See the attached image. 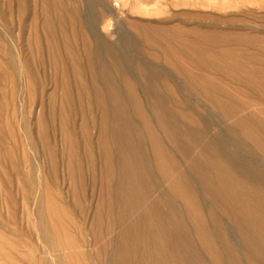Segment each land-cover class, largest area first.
Listing matches in <instances>:
<instances>
[{
  "label": "rangeland",
  "instance_id": "374dc122",
  "mask_svg": "<svg viewBox=\"0 0 264 264\" xmlns=\"http://www.w3.org/2000/svg\"><path fill=\"white\" fill-rule=\"evenodd\" d=\"M263 119L264 0H0V264H264L218 191L264 175Z\"/></svg>",
  "mask_w": 264,
  "mask_h": 264
},
{
  "label": "bare ground",
  "instance_id": "6f19581e",
  "mask_svg": "<svg viewBox=\"0 0 264 264\" xmlns=\"http://www.w3.org/2000/svg\"><path fill=\"white\" fill-rule=\"evenodd\" d=\"M116 2H117V1H116ZM105 3H106V2H105ZM116 4H117V3H116ZM103 6H104V5H103ZM117 6H118V5H117ZM82 8H83V7H82ZM84 8H85V7H84ZM84 8H83V9H84ZM70 10H72V9H70ZM70 10H69V11H70ZM72 11H74V10H72ZM74 12H75V11H74ZM65 13H67V12H65ZM119 13H120V12H119ZM26 14H27V13H26ZM61 15H62V13H61ZM111 15H112V14H111ZM113 15H114V14H113ZM120 15H121V14H120ZM66 16H69V14H67ZM114 17H115V16H114ZM62 18H63V17H62ZM68 19H69V17H68ZM104 19H105V18H104ZM110 19H111V21L109 20L110 22L115 21V20H112V18H110ZM63 20H64V18H63ZM105 20H106V19H105ZM61 21H62V20H61ZM65 21H66V20H65ZM70 21H72V20H70ZM67 22H68V21H67ZM90 22H92V21H90ZM106 22L108 23V21H106ZM62 23H63V22H61V24H60V23H59V24L62 25ZM70 24H71V23H70ZM91 24H92V23H91ZM99 24H100V23H99ZM99 24H98V25H99ZM104 25H106V24H104ZM96 27H98V26H96ZM96 27H94V28H96ZM104 27H105V26H104ZM104 27H103V28H104ZM94 28H93V29H94ZM86 29H87V28H86ZM89 29H90V28H89ZM97 29H98V28H97ZM104 29H105V28H104ZM99 30H100V29H99ZM89 31H90V30H89ZM102 34H103V33H102ZM217 34H218V33H217ZM112 37H113V36H112ZM62 42H63V41H62ZM51 45H52V44H51ZM113 46H114V45H113ZM63 47H64V46H63ZM117 49H118V48H117ZM120 52H121V51H120ZM97 54H98V53H97ZM122 54L124 55L123 52H122ZM123 57H124V56H123ZM74 62H75V61H74ZM123 62H124V61H123ZM125 62H126V61H125ZM124 64H125V63H124ZM124 64H123V65H124ZM125 65H126V64H125ZM256 66H257V65H256ZM126 67H127V65H126ZM23 68H24V67H23ZM148 69H149V68H148ZM126 70H127V69H126ZM101 72H102V71H101ZM128 72H129V69H128ZM102 73H103V72H102ZM184 73H185V72H184ZM140 74H141V73H140ZM159 76H160V75H159ZM162 77H163V76H162ZM160 78H161V77H160ZM114 81H115V80H114ZM81 82H82V81H81ZM81 82H80V83H81ZM201 82H202V81H201ZM204 83H205V82H203L202 85H203ZM81 84H82V83H81ZM199 86H200V85H198V87H199ZM84 87L87 88L85 85H84ZM84 87H83V88H84ZM80 88H81V86H80ZM85 88H84V90L86 91ZM155 89H156V88H155ZM80 90H81V89H80ZM205 90H207V89H205ZM201 91H202V90H201ZM82 92L84 93V91H82ZM210 92H211V91H210ZM86 93H87V94H86ZM86 93H85V94L88 95V91H87ZM202 93H203V92H202ZM95 94H96V93H95ZM122 94H123V93H122ZM79 95H80V93H79ZM79 95H78V96H79ZM123 95H124V94H123ZM204 95H205V94H204ZM88 96H89V95H88ZM148 96H149V95H148ZM212 96H213V95H212ZM215 96H216V95H215ZM79 97H80V96H79ZM125 97H126V96H125ZM142 97H143V96H142ZM206 97H207V96H206ZM213 97H214V96H213ZM86 98H87V96H86ZM156 98H157V97H156ZM211 98H212V97H211ZM219 98H220V97H219ZM80 99H81V98H80ZM80 99H78V100H80ZM89 99H90V98H89ZM129 99H130V98H129ZM216 99H217V98H216ZM81 100H82V99H81ZM126 100H127V98H126ZM169 100H170V99H169ZM185 100H186V99H185ZM188 100H189V99H188ZM192 100H193V99H192ZM212 100H213V102H214V99H212ZM219 100H220V99H218V101H219ZM82 101H83V100H82ZM85 101H86V100H85ZM153 101H154V100H153ZM193 101H194V100H193ZM79 102H81V101H79ZM79 102H78V103H79ZM89 102H90V101H89ZM179 102H180V101H179ZM179 102H178V105H179ZM190 102H191V99H190ZM223 102H224V101H223ZM112 103H113V102H112ZM191 103H192V102H191ZM215 103H216V102H215ZM218 103H220V102H218ZM224 103L227 104L228 102L225 101ZM128 104H129V103H128ZM185 104H186V103H185ZM220 104H221V103H220ZM180 105H181V104H180ZM192 105H193V104H192ZM200 105H201V104H200ZM212 105H213V104H212ZM222 105H223V103H222ZM222 105H219V106L222 107ZM227 105H228V104H227ZM146 106H147V105H146ZM169 106H170V105H169ZM184 106H185V105H184ZM186 106H187V105H186ZM189 106H190V103H189ZM213 106H214V105H213ZM86 107H87V105H86ZM176 107H177V103H176V105H175V108H176ZM179 107H181V106H178V108H179ZM225 107L227 108V110H228V108H230V106H225ZM88 108H89V107H87L86 109L88 110ZM115 108H116V107H115ZM131 108H132V107H130V109H131ZM147 108H148V106H147ZM178 108H177V110H179ZM182 108H184V107L182 106ZM190 108H191V106H190ZM195 108H196V107H195ZM197 108H198V107H197ZM216 108H218V107H216ZM219 108H220V107H219ZM259 108H260V107H259ZM89 109H90V108H89ZM220 109H221V108H220ZM82 110H83V109H82ZM163 110H164V109H163ZM192 110H193V109H192ZM192 110H191V111H192ZM222 110H223L222 112H225L226 109H225V110L222 109ZM100 111H101V110H100ZM132 111H133V110H132ZM148 111H149V110H148ZM164 111L166 112V110H164ZM180 111H181V109H180ZM183 111H184V110H183ZM183 111H182V113L187 112V108H186V110H185L184 112H183ZM188 111H189V110H188ZM198 111H200V110L198 109ZM64 112H65V111H64ZM89 112H90V111H89ZM176 112H177V111H176ZM227 112H228V111H227ZM150 113H151V110H150ZM166 113H167V112H166ZM191 113H192V112H191ZM202 113H203V112H202ZM202 113H201V114H202ZM187 114H188V113H187ZM189 114H190V112H189ZM194 114H197V112H196V113L194 112ZM198 114H199V113H198ZM204 114H205V113H204ZM249 114H250V113H249ZM190 115H192V114H190ZM256 115H257V114H256ZM152 116H153V115H152ZM166 116H167V115H166ZM197 116H198V115H197ZM201 116H202V115H201ZM245 116H246V115H245ZM248 116H249V115H248ZM248 116H246V117L248 118ZM252 116H253V115H252ZM257 116H258V115H257ZM198 117H199V116H198ZM198 117L196 118L197 120H198ZM204 117H205V115H204ZM250 117H251V116H250ZM111 118H112V117H111ZM193 118H194V115H193ZM199 118H200V117H199ZM256 118H257V117H256ZM256 118H254V119H256ZM87 119H88V118H87ZM203 119H205V118H203ZM233 119H234V118H233ZM237 119H238V118H237ZM252 119H253V118H252ZM257 119H258V118H257ZM260 119H261V118H260ZM155 120H156V119H155ZM172 120H173V119H172ZM182 120H183V119H182ZM240 120H242V118H241ZM243 120H244V118H243ZM263 120H264V119H263ZM184 121H185V120H184ZM184 121H183V122H184ZM193 121H195V120H193ZM206 121L208 122V118H207ZM209 121H210V120H209ZM93 122H94V121H93ZM213 122H214V121H213ZM244 122H245V121H244ZM247 122H248V121H247ZM254 122H255V120H254ZM263 122H264V121H262V123H263ZM185 123H187V122L185 121ZM200 123H201V122H200ZM203 123H204V121H203ZM239 123H241V122L236 121L235 124H239ZM250 123H251V122H250ZM94 124H96V123H94ZM195 124H198L197 121H196ZM195 124H193V125H195ZM247 124H248V123H247ZM251 124H252V123H251ZM102 125H103V124H102ZM183 125H184V124H183ZM187 125H192V123H191V124H187ZM207 125H209V124H207ZM207 125H206V127H207ZM239 125H240V124H239ZM241 125H243V124H241ZM241 125H240V127H241ZM252 125H253V124H252ZM259 125H260V124H259ZM160 126H161V125H160ZM200 126H201V125H200ZM215 126H216V125H215ZM227 126H228V125H227ZM81 127H82V125H81ZM83 127H84V126H83ZM130 127H131V126H130ZM179 127H180V126H179ZM192 127H193V126H192ZM197 127L199 128L198 125H197ZM243 127H244V126H243ZM247 127L250 128L249 126H247ZM186 128H187V127H186ZM194 128H196V127H194ZM203 128H204V127H203ZM245 128H246V126H245ZM252 128H253V127H252ZM254 128H255V127H254ZM261 128H262V127H261ZM263 128H264V125H263ZM192 129H193V128H192ZM192 129H191V130H192ZM196 129H197V128H196ZM235 129L237 130V128H235ZM243 129H244V128H243ZM199 130H200V132H201L202 129H199ZM205 130H206V129H205ZM231 130H232V129H231ZM231 130H230V133H231ZM236 130H235V131H236ZM240 130H242V128H241ZM251 130H252V129H251ZM255 130H256V129H255ZM98 131H101V130H98ZM98 131H97V132H98ZM143 131H144V130H143ZM202 131H203V130H202ZM206 131H209V130L207 129ZM253 131H254V130H253ZM257 131H258V129H257ZM189 132H190V131H189ZM194 132H195V131H194ZM194 132H192V133H193V135L195 136L197 131L195 132V134H194ZM242 132H243V130H242ZM258 132H259V131H258ZM258 132H257V133H258ZM184 133H185V132H184ZM192 133H191V134H192ZM198 133H199V131H198ZM198 133H197V135H199ZM204 133H205V132H204ZM257 133H256V135H257ZM262 133H263V132H262ZM262 133L259 132L258 135L261 136L260 134H262ZM65 134H66V133H65ZM97 134H98V133H97ZM99 134H100V133H99ZM200 134H202V132H201ZM207 134H208V132H207ZM207 134H206V135H207ZM234 134H235V133L233 132V135H234ZM67 135H68V134H67ZM67 135H66V136H67ZM186 135H187V133H186ZM193 135H192V136H193ZM203 135H204V134H203ZM215 135H216V134H215ZM235 135H236V134H235ZM241 135H243V134H241ZM252 135H253V134H252ZM252 135H251V136H252ZM263 135H264V134H263ZM68 136H69V135H68ZM68 136H67V139L70 138V137H68ZM135 136H136V135H135ZM135 136H134V137H135ZM189 136H190V135H189ZM199 136H200V135H199ZM213 136H214V135H213ZM219 136H220V135H219ZM222 136H223V135H222ZM243 136H244V135H243ZM259 136H258V137H259ZM100 137H101V135H100ZM179 137L181 138V136H179ZM190 137H191V136H190ZM197 137H198V136H197ZM197 137H196V138H197ZM201 137H202V138H199V137H198V138H199L200 140H201V139L204 140L205 138H203V137H206V136H201ZM237 137H238V136H237ZM217 138H218V136H217ZM252 138L256 139V138L253 137V136H252ZM260 138H261V140H263L262 137H260ZM117 139H118V138H117ZM192 139H194V138H192ZM214 139H216V138H214ZM244 139H245V137H244ZM92 140H93V139H92ZM95 140H96V139H95ZM137 140H138V139H137ZM164 140H165V139H164ZM183 140L186 141V139H183ZM188 140H189V139H188ZM200 140H199V142H200ZM210 140H211V139H210ZM217 140H218V139H217ZM67 141H68V140H67ZM67 141H66V142H67ZM69 141H70V139H69ZM162 141H163V139H162ZM205 141H206V140H205ZM205 141H204V143H205ZM258 141H259V139H258ZM258 141H256V142L258 143ZM92 142H93V141H92ZM94 142H96V141H94ZM118 142H119V141H118ZM181 142H182V140H181ZM190 142H191V141H190ZM190 142H189V143H190ZM194 142H195V141H194ZM201 142L203 143V141H201ZM201 142H200V143H201ZM208 142H210V141H208ZM245 142H247V141H245ZM71 143H72V142H71ZM202 143H201V144H202ZM206 143H207V142H206ZM210 143H211V142H210ZM212 143H213V142H212ZM217 143H218V141H217ZM221 143H222V142H221ZM259 143H260V141H259ZM259 143H258V144H259ZM261 143H262V142H261ZM263 143H264V142H263ZM263 143H262V144H263ZM67 144H68V143H67ZM114 144H115V142H114ZM180 144H181V143H180ZM195 144H197V143H195ZM207 144H208V143H207ZM96 145H97V144H96ZM118 145H119V144H118ZM188 145H194V144H188ZM205 145H206V144H205ZM209 145H210V144H209ZM217 145H220V144L218 143ZM255 145H256V144H255ZM181 146H182V145H181ZM181 146H180V147H181ZM185 146H186V145H185ZM199 146H200V144H199ZM210 146H211V145H210ZM212 146H213V144H212ZM212 146H211V148H212ZM214 146H216V144H214ZM214 146H213V147H214ZM261 146H262V145H261ZM114 147H116V146L114 145ZM188 147H189V146H188ZM193 147H194V146H193ZM201 147H202V146H201ZM223 147H224V146H223ZM248 147H249V146H248ZM256 147H257V146H256ZM263 147H264V145H263ZM71 148H73V147H71ZM71 148H70V149H71ZM86 148H87V146H86ZM139 148H140V147H139ZM190 148H191V146H190ZM198 148H199V147H198ZM216 148H217V146H216ZM88 149H89V148H88ZM88 149H87V150H88ZM96 149H97V148H96ZM98 149H99V148H98ZM194 149H195V147H194ZM219 149H220V148H219ZM219 149H218V154H219V155H220V154H223V152H220V153H219V151H220ZM225 149H226V148H225ZM259 149H260V148H259ZM261 149H262V147H261ZM263 149H264V148H263ZM87 150H86V151H87ZM195 150H196V149H195ZM5 151H6V150H5ZM90 151H91V150L89 149V152H90ZM174 151H175V150H174ZM198 151H201V150H198ZM251 151H252V150H251ZM73 152H74V151H73ZM186 152H187V150H186ZM203 152H204V151H203ZM214 152H216V151H214ZM225 152L227 153L226 150H225ZM254 152H255V151H254ZM259 152H261V151H259ZM84 153H85V152H84ZM96 153L98 154V152H96ZM100 153H101V152H100ZM115 153H116V152H115ZM175 153H176V152H175ZM188 153H189V151H188ZM198 153H199V155H200V152H198ZM201 153H202V152H201ZM204 153H206V152H204ZM208 153H209V152H207V154H208ZM256 153H257V152H256ZM261 153H262V152H261ZM69 154H70V153H69ZM71 154H72V152H71ZM71 154H70V155H71ZM90 154H92V153H90ZM113 154H114V153H113ZM118 154H119V153H118ZM118 154H117V155H118ZM207 154H205V155L207 156ZM209 154H211V153H209ZM209 154H208V155H209ZM231 154H232V152H231ZM262 154H264V153H262ZM84 155H85V154H84ZM92 155H93V154H92ZM117 155H116V156H117ZM170 155H172V154H170ZM205 155H203V158H202V157L200 158V159H201V163H202V161H203L204 163H205V162L207 163V161H208L209 158H210L211 161H212V158L209 157L210 155L208 156V157H209L208 159L206 158L207 161H206V159H205V161H204V158H205L204 156H205ZM232 155L235 156L234 153H233ZM195 156H196V155H195ZM215 156H216V155H215ZM228 156H229V154H228ZM73 157L75 158V156H73ZM92 157H93V156H92ZM92 157H90L91 160H92ZM107 157H108V156H107ZM140 157H141V156H140ZM152 157H153V156H152ZM193 157H194V156H193ZM221 157H222V155H221ZM223 157H224V155H223ZM69 158H70V157H69ZM80 158H81V156H80ZM108 158H109V157H108ZM182 158H183V157H182ZM184 158H185V157H184ZM196 158H197V156H196ZM226 158L229 159V162H227V163H230V164L227 165L226 162H225L224 164H226L228 167L232 164V165L234 166V167H233V168H234V172H233L234 174H232L233 176L230 174L231 171H230L229 169H232V167H230V168L227 167L228 169L226 168V169H227L226 171H223V172H222V170H221L220 173L218 172V173H219V176L221 177V178H220V185H219V189H220V190H218V191H221L220 193L223 192V193L225 194V197H226V198H227V197L229 198L230 201H229V200H226V203H225V205H227V207H228V203H227V201H229V203L231 202V206H233V207L235 208L236 211H239V210H241V209H244V208L241 207L240 205H243V204L245 205V204H246V205H252V206L255 208V209L253 208L254 210L257 209L258 211L262 212V213L259 214L258 211H256V214L258 213V214L260 215V217L263 216V217L261 218V221H258V222H257V220H256L257 218H255V216H253L252 214H251V216H250V215L248 216L249 218H247V215L249 214V212H248L249 210H247V208H249V206H247V207H246V211L248 212V214H247V215L245 214L246 216H245V215H244V216H240V218H243L244 220L249 221L250 224L252 223V226L254 225V226L256 227V230H257V231H256L255 228L253 227L254 230H255L254 232H257V233H258V237H259L260 239L263 240V241L261 240L262 242H264V175H258L256 172H252V171H248V170H245L246 172L243 171V170H240V168H239V166H237V164L233 163L232 161L230 162V158H229V157H226ZM235 158H236V157H235ZM178 159H179V158H178ZM202 159H203V160H202ZM72 160H73V159H71V161H72ZM88 160H89V159H87L86 161L88 162ZM94 160H95V159H94ZM94 160H92V161L94 162ZM97 160H98V157H97ZM144 160H145V159H144ZM185 160H186V159H185ZM191 160H192V159H191ZM191 160H190V161H191ZM215 160H217V159L215 158ZM100 161H101V160H100ZM213 161H214V158H213ZM213 161H212V162H213ZM219 161H220V160H219ZM219 161H218V162H219ZM225 161H226V160H225ZM227 161H228V160H227ZM239 161H240V160H239ZM256 161H257V160H256ZM98 162H99V161H98ZM145 162H146V161H145ZM240 162H241V161H240ZM67 163H68V162H67ZM72 163H73V162H72ZM74 163H75V162H74ZM99 163H100V162H99ZM103 163H104V162H103ZM206 163H205V164H206ZM214 163L217 164L216 162H214ZM68 164H69V163H68ZM75 164H76V163H75ZM93 164H94V163H93ZM107 164H108V163H107ZM107 164H106V165H107ZM145 164H147V163H145ZM205 164H204V165H205ZM207 164H209V162H208ZM207 164H206V165H207ZM215 164H214V165H215ZM220 164H221V163H220ZM220 164H218V165L220 166ZM256 164H257V163H256ZM94 165H95V164H94ZM98 165H99V164H98ZM104 165H105V164H104ZM206 165H205V166H206ZM209 165H210V164H209ZM209 165H207V167H208ZM222 165H223V164H222ZM69 166H70V165H69ZM90 166H91V165H90ZM96 166H97V165H96ZM179 166H180V165H179ZM224 166H225V165H224ZM91 167H92V166H91ZM94 167H95V166H94ZM105 167H106V166H105ZM116 167H117V166H116ZM196 167H197V166H196ZM198 167H199V166H198ZM201 167H202V166H201ZM220 167H222V166H220ZM73 168H74V167H73ZM254 168H255V166H254ZM80 169H81V168H80ZM82 169H83V168H82ZM94 169H95V168H94ZM94 169H93V170H94ZM97 169H98V168H97ZM97 169H96V170H97ZM100 169H101V168H100ZM110 169H111V168H110ZM116 169H117V168H116ZM153 169H154V168H153ZM174 169H175V168H174ZM193 169H194V168H193ZM211 169H212V168H211ZM211 169H210V171H212ZM216 169H217V166H216V168H215L214 170H216ZM222 169L224 170V167H222ZM255 169H256V168H255ZM76 170H77V169H76ZM83 170H85V169H83ZM83 170H81V171H83ZM93 170H92V171H93ZM151 170H152V169H151ZM156 170H157V169H156ZM195 170H196V169H195ZM207 170H208V169H207ZM77 171H78V170H77ZM88 171H89V169H88ZM92 171H91V172H92ZM146 171H147V170H146ZM199 171L202 173L201 168L199 169ZM217 171H218V170H217ZM228 171H229L230 173H226V172H228ZM232 171H233V170H232ZM69 172H70V171H69ZM93 172H94V171H93ZM144 172H145V171H144ZM180 172H182V171L180 170ZM212 172H213V171H212ZM214 172H215V171H214ZM235 172L238 173V175H239V173H240V175L243 174L242 176H244V177H242V178H243V179L245 178L247 181L249 180V183H250V181H251V182H254V184H256V182H259V183L261 184V186H260L259 188L256 187V188H258V189H256V190H255V189L252 190V188H251V192L248 191L247 188H245V189L242 188V187H241L242 185H240L239 182L242 181V183H244V180H245V179H244V180L241 179L239 182H238V181L236 182V180L234 179ZM94 173H95V172H94ZM69 174H70V173H69ZM92 174H93V173H92ZM92 174H91V175H92ZM180 174H181V173H180ZM189 174H190V173H189ZM191 174H192V173H191ZM199 174H200V173H199ZM261 174H262V173H261ZM93 175H95V174H93ZM93 175H92V176H93ZM97 175H98V174H97ZM150 175H151V174H150ZM211 175H213V174L211 173L210 176H211ZM217 175H218V174H217ZM82 176L85 177L84 174H83ZM92 176H91L90 180H94V179H92L94 176H93V177H92ZM147 176H148V175H147ZM213 176H214V175H213ZM215 176H216V172H215ZM235 176H236V175H235ZM89 177H90V176H89ZM95 177H96V175H95ZM181 177H182V174H181ZM190 177H191V176H190ZM236 177H237V176H236ZM236 177H235V178H236ZM100 178H102V177H100ZM151 178H152V177H151ZM171 178H173V176H172ZM174 178H175V177H174ZM186 178H187V177H186ZM191 178H192V177H191ZM207 178H209V177L207 176ZM240 178H241V177H240ZM76 179H78V178H76ZM81 179H82V178H81ZM84 179H85V178H84ZM168 179H169V177H168ZM168 179H167V180H168ZM236 179L238 180V178H236ZM71 180H72V178H71ZM107 180H110V179L107 178ZM153 180H154V179H153ZM169 180H170V179H169ZM172 180H173V179H172ZM189 180H190V178H189ZM76 181H77V180H76ZM100 181H101V180H100ZM155 181H156V180H155ZM155 181H154V182H155ZM176 181H177V180H176ZM181 181H183V180H181ZM214 181H215V179H214ZM217 181H218V180H217ZM90 182H91V181H90ZM165 182H166V181H165ZM245 182H246V181H245ZM88 183H89V182H88ZM92 183H93V182H92ZM98 183H99V182H98ZM106 183H107V182H106ZM115 183H117V182H115ZM242 183H241V184H242ZM73 184L75 185L76 183L73 181ZM73 184H72V185H73ZM108 184H109V182H108ZM171 184H172V182H171ZM173 184H175L174 180H173ZM202 184H203V183H202ZM245 184H246V183H245ZM251 184H252V183H251ZM72 185H71V187H73ZM76 185H77V184H76ZM101 185H102V184H101ZM101 185H100V186H101ZM109 185H110V184H109ZM109 185H108V187H109ZM111 185H112V184H111ZM181 185H182V184H181ZM246 185H247V184H246ZM248 185H249V184H248ZM257 185H259V184H257ZM83 186H84V184H83ZM93 186H94V185H93ZM93 186H92V187H93ZM97 186H98V184H97ZM105 186H106V185H105ZM167 186H168V184H167ZM172 186H173V185H172ZM172 186H171V187H172ZM183 186H184V185H183ZM254 186H255V185H254ZM75 187L78 188V186H75ZM90 187H91V186H90ZM101 187H102V186H101ZM175 187H176V186H175ZM243 187H244V186H243ZM249 187H250V186H249ZM251 187H252V186H251ZM80 188H81V187H80ZM87 188H88V187H87ZM169 188H170V184H169ZM172 188H174V187H172ZM172 188H171V189H172ZM217 188H218V187H217ZM35 189H36V188H35ZM74 189H75V188H74ZM92 189H93V188H92ZM98 189L101 190L100 187H99ZM98 189H96V190H98ZM171 189H170V191H171ZM182 189H184V188H182ZM246 189H247V192H248V193H246ZM31 190H32V189H31ZM78 190H79V189H78ZM82 190H83V189H82ZM88 190H89V189H88ZM90 190H91V189H90ZM93 190H95V189H93ZM93 190H92V191H93ZM174 190L177 191V188L174 189ZM184 190H185V189H184ZM209 190H210V189H209ZM249 190H250V189H249ZM70 191H71V189H70ZM111 191H112V189H111ZM114 191H115V190H114ZM179 191H180V190H179ZM207 191H208V189H207ZM212 191H213V190H212ZM234 191H235V192H234ZM79 192H80V191H79ZM82 192H83V191H82ZM82 192H81V194H82ZM87 192H88V191H87ZM93 192H94V191H93ZM96 192H97V191H96ZM117 192H119V191H117ZM237 192H238V194H239L240 196H241V195L243 196V198H244V200H243L244 202H243V203H239L240 200H242L243 198L240 199V200L237 199V197H236ZM99 193H100V192H99ZM99 193H97V195H99ZM115 193H116V192H115ZM119 193H120V192H119ZM173 193H174V192H173ZM184 193H185V192H184ZM217 193H218V192H217ZM217 193L212 194V195H215V199H218V198L220 197V196H219L218 198L216 197V194H217ZM223 193L221 194L222 197H223ZM65 194H66V193H65ZM76 194H78V193H76ZM95 194H96V193H95ZM101 194H102V192H101ZM105 194H107V192H105ZM116 194H117V193H116ZM171 194H172V193H171ZM181 194H183V193H181ZM181 194H180V195H181ZM209 194H210V192H209ZM238 194H237V196H239ZM28 195H29V194H28ZM55 195H56V194H55ZM73 195L77 197V199H76V197H75V200H78V198H79V197H78L79 194H78V195L72 194V196H71L72 198H74ZM82 195H83V194H82ZM97 195H96V196H97ZM107 195H109V193H108ZM113 195H114V193H113ZM121 195H122V194H121ZM142 195H143V193H142ZM29 196H30V195H29ZM103 196H104V195H103ZM181 196H182V195H181ZM210 196H211V195H210ZM240 196H239V197H240ZM242 196H241V197H242ZM80 197H81V196H80ZM104 197H105V196H104ZM177 197H178V196H177ZM213 197H214V196H213ZM62 198H63V197H62ZM98 198H99V196H98ZM101 198H102V197H101ZM108 198H109V197H108ZM178 198H180V196H179ZM82 199H83V197H81V200H82ZM112 199H113V197H112ZM115 199H116V198H115ZM115 199H114V200H115ZM124 199H125V198H124ZM219 199H220V198H219ZM222 199H224V198H222ZM68 200H69V199H68ZM70 200H71V199H70ZM70 200H69V201H70ZM75 200H74V201H75ZM99 200H100V199H99ZM106 200H108V199H106ZM109 200H110V199H109ZM114 200H112V201H114ZM74 201H73V202H74ZM79 201H80V199H79ZM104 201H105V200H104ZM110 201H111V200H110ZM169 201H170V200H169ZM171 201H172V199H171ZM181 201H182V200H181ZM64 202H65V201H64ZM75 202L77 203V201H75ZM81 202H82V201H81ZM101 202H102V201H101ZM223 202H225V201H222V202H221V200H220V204L223 203ZM241 202H242V201H241ZM76 203H73V205H75ZM78 203H80V202H78ZM86 203H87V202H86ZM96 203H97V201H96ZM104 203H105V202H104ZM107 203H109V202L106 201V204H107ZM143 203H144V202H143ZM172 203L174 204V202H172ZM216 203H218V202L216 201ZM97 204H98V203H97ZM106 204H105V205H106ZM145 204H146V203H145ZM71 205H72V203H71ZM98 205H99V204H98ZM107 205H109V204H107ZM147 205H149V204L147 203ZM218 205H219V204H218ZM223 205H224V203H223ZM223 205H222V206H223ZM225 205H224V206H225ZM244 205H243V206H244ZM83 206H84V205H83ZM116 206H117V205H116ZM174 206H176V205H174ZM231 206L228 207V208H232ZM76 207H77V206L75 205V210H76ZM109 207H110V206H109ZM72 208H73V207H72ZM80 208H81V206H80ZM80 208H79V209H80ZM113 208H115V207H113ZM149 208H150V207H149ZM186 208H187V207H186ZM77 209H78V208H77ZM79 209H78V210H79ZM106 209H107V208H106ZM118 209H119V208H118ZM129 209H130V208H129ZM142 209H143V208H142ZM171 209H172V208H171ZM219 209H220V208H219ZM225 209H227V208H225ZM249 209H250V208H249ZM253 209H252V210H253ZM75 210H74V211H75ZM80 210H81V209H80ZM80 210H79V211H80ZM82 210H83V209H82ZM86 210H87V209H86ZM104 210H105V209H104ZM175 210H177V209H175ZM206 210H207V209H206ZM230 210L232 211V209H228V211H230ZM254 210H253V211H254ZM63 211H65V210H63ZM147 211H148V210H147ZM225 211H226V210H225ZM250 211H251V210H250ZM80 212H81V211H80ZM93 212H94V211H93ZM99 212H100V211H99ZM104 212H105V211H104ZM114 212H115V211H114ZM234 212H235V211L233 210V213H234ZM44 213H45V212H44ZM82 213H83V212H81V214H82ZM227 213H228V212H227ZM229 213H230V215L232 214L231 212H229ZM240 213H241V212H240ZM240 213H238V215H239ZM244 213H246V212H244ZM244 213H243V214H244ZM106 214H107V213H106ZM114 214H116V212H115ZM162 214H163V213H162ZM195 214H196V213H195ZM253 214H254V213H253ZM258 214L256 215L257 217H258ZM261 214H262V215H261ZM101 215H102V214H101ZM238 215H236V216H238ZM38 216H39V214H38ZM43 216H44V215H43ZM79 216H80V215H79ZM83 216H84V215H83ZM109 216H110V215H109ZM130 216H131V215H130ZM252 216H253V217H252ZM93 217H94V215H93ZM230 217H232V215H231ZM250 217H251V218H250ZM40 218H41V216H40ZM105 218H106V217H105ZM237 218L239 219V217H237ZM232 219H233V217H232ZM238 219H236V217H235V220H238ZM243 219H242V220H243ZM259 219H260V218H258V220H259ZM7 220H8V219H7ZM61 220H62V219H61ZM70 220H71V219H70ZM105 220H106V219H105ZM118 220H119V218H118ZM218 220H219V219H218ZM240 220H241V219H240ZM240 220L238 221V222L241 223L239 226L242 227L241 225L245 224L246 221L243 222V221H240ZM107 221H108V220H107ZM114 221H115V219H114ZM116 221H117V220H116ZM127 221H128V220H127ZM214 221H215V220H214ZM108 222H109V221H108ZM112 222H113V221H112ZM112 222H111V224H112ZM220 222H221V221H220ZM236 222H237V221H236ZM37 223H38V222H37ZM37 223H36V226H37ZM91 223H92V222H91ZM91 223H90V224H91ZM113 223H114V222H113ZM242 223H243V224H242ZM108 224H109V223H108ZM116 224H117V223H116ZM116 224H114V226H115ZM118 224H119V223H118ZM216 224H217V223H216ZM223 224H224V223H223ZM223 224L221 223L222 227H224ZM237 224H238V223H237ZM38 225H39V224H38ZM71 225H72V224H71ZM130 225H131V224H130ZM247 225H248V222L246 223V226H247ZM36 226H35V227H36ZM75 226H76V225H75ZM117 226H118V225H116V227H117ZM119 226H120V225H119ZM203 226H204V225H203ZM248 226H249V225H248ZM128 227H129V226H128ZM78 228H79V227H78ZM104 228H105V227H104ZM135 228H136V226H135ZM143 228H144V227H143ZM224 228H226V226H225ZM243 228H247V227H243ZM79 229H80V228H79ZM81 229H82V228H81ZM87 229H88V228H87ZM183 229H184V228H183ZM241 229H242V228H241ZM251 229H252V228H251ZM59 230H60V229H59ZM75 230H76V229H75ZM205 230H206V229H205ZM207 230H208V229H207ZM243 230H244V229H243ZM252 230H253V229H252ZM61 231H62V230H61ZM91 231H92V230H91ZM199 231H200V230H199ZM227 231H228V230H227ZM244 231H245V230H244ZM246 231H247V230H246ZM25 232H26V230H25ZM28 232H29V231H28ZM40 232H41V231H40ZM63 232H64V231H63ZM99 232H100V231H99ZM114 232H115V231H114ZM114 232H113V234H114ZM200 232H201V231H200ZM200 232H199V233H200ZM251 232H252V231H251ZM254 232H252V233H254ZM29 233H30V232H29ZM54 233H55V232H54ZM60 233H61V232H60ZM89 233H90V232H89ZM134 233H135V232H134ZM204 233H205V232H204ZM208 233H209V230H208ZM213 233H214V232H213ZM215 233H218V232H215ZM221 233H223V232H221ZM38 234H39V231H38ZM47 234H48V233H47ZM47 234H46V235H47ZM65 234H66V233H65ZM97 234H98V233H97ZM99 234H100V233H99ZM224 234H226V233H224ZM227 234H228V233H227ZM227 234H226V235H227ZM248 234H249V232H248ZM40 235H42V234H40ZM40 235H39V236H40ZM56 235H57V234H56ZM61 235H62V234H61ZM83 235H84V234H83ZM115 235H116V234H115ZM115 235H114L113 241L115 240ZM160 235H161V234H160ZM202 235H203V234H202ZM204 235H205V234H204ZM208 235H209V234H208ZM215 235H217V234H215ZM228 235H229V234H228ZM242 235H243V234H242ZM253 235H255V233H254ZM0 236H1V235H0ZM20 236H21V235H20ZM48 236H49V235H48ZM48 236H47V237H48ZM91 236H92V232H91ZM180 236H181V235H180ZM212 236H213V234H212ZM224 236H225V235H224ZM229 236H231V235H229ZM243 236H244V235H243ZM246 236H248V235H246ZM246 236H244V237H246ZM256 236H257V235H256ZM43 237H44V235H43ZM203 237H204V236H203ZM203 237H202V238H203ZM209 237H210V236H209ZM225 237H227V236H225ZM244 237H243V238H244ZM248 237H249V236H248ZM248 237H246V238H248ZM2 238H3V237H2ZM40 238H41V237H40ZM48 238H49V237H48ZM48 238H47V239H48ZM71 238H72V237H71ZM83 238H84V237H83ZM175 238H176V237H175ZM216 238H217V236H216ZM221 238H222V237H221ZM256 238H257V237H256ZM256 238H255V240H256ZM0 239H1V238H0ZM49 239H50V238H49ZM170 239H171V238H170ZM181 239H182V238H181ZM218 239H219V238H218ZM248 239H249V238H248ZM250 239H251V237H250ZM2 240H3V239H2ZM42 240H43V238H42ZM45 240H46V239H45ZM54 240H55V239H54ZM82 240H83V239H82ZM203 240H204V239H203ZM213 240H215V239H213ZM227 240H228V238H227ZM245 240H246V239H245ZM258 240H259V239H257L256 241H258ZM43 241H44V240H43ZM111 241H112V240H111ZM111 241H110V243H112ZM118 241H119V240H118ZM121 241H122V240H121ZM204 241H206V240H204ZM211 241H212V239H211ZM247 241H248V240H247ZM252 241H253V240H252ZM261 241L259 242L260 244H261ZM2 242H3V241H2ZM58 242H59V240H58ZM226 242H227V244L229 243L228 241H226ZM249 242H250V241H249ZM249 242H248V243H249ZM6 243H7V242H6ZM6 243H5V244H6ZM59 243H60V242H59ZM71 243H72V242H71ZM71 243H70V244H71ZM100 243H101V242H100ZM117 243H118V242H117ZM209 243L212 245L211 242H209ZM248 243H247V246H248ZM253 243H254V242H253ZM253 243L251 242L250 245H252ZM256 243H257V242H256ZM1 244H2V243H1ZM45 244H46V243H45ZM53 244H54V243H53ZM76 244H77V243H76ZM84 244H85V242H84ZM102 244H103V243H102ZM176 244H177V242H176ZM48 245H49V244H48ZM229 245H230V243H229ZM253 245H254V244H253ZM253 245H252V246H253ZM257 245H258V244H257ZM257 245H255V246H257ZM5 246H6V245H5ZM60 246H61V243H60ZM64 246H65V245H64ZM69 246H70V245H69ZM140 246H141V245H140ZM170 246H172V245H170ZM209 246H210V245H209ZM224 246H225V245H224ZM226 246H227V245H226ZM61 247H62V246H61ZM71 247H73V246H71ZM210 247H211V246H210ZM219 247H220V246H219ZM221 247H222V246H221ZM231 247H232V246H231ZM248 247H251V246H248ZM257 247H258V246H257ZM257 247H255L254 250H256ZM259 247H260V246H259ZM263 247H264V246H263ZM1 248H2V247H0V249H1ZM54 248H55V247H54ZM65 248H66V247H65ZM103 248H104V247H103ZM108 248H109V247H108ZM187 248H188V247H187ZM215 248H216V247H215ZM251 248H252V247H251ZM74 249H75V248H74ZM113 249H114V248H113ZM119 249H120V248H119ZM164 249H165V248H164ZM178 249H179V248H178ZM231 249H232V248H231ZM262 249H264V248H262ZM48 250H49V249H48ZM48 250H47V252H48ZM53 250H54V249H53ZM65 250H67V248H66ZM80 250H81V249H80ZM96 250L98 251V247H97ZM109 250H111V248H110ZM188 250H189V249H188ZM213 250H214V249H213ZM228 250H229V249H228ZM234 250H235V249H234ZM260 250H261V249H260ZM4 251H6V250L4 249ZM42 251H43V250H42ZM72 251H73V249H72ZM81 251H82V250H81ZM81 251H80V252H81ZM91 251H92V250H91ZM49 252H50V251H49ZM65 252H66V251H65ZM67 252H69V251L67 250ZM107 252H108V250H107ZM218 252H219V250H218L216 253L218 254ZM233 252H234V251H233ZM42 253H43V252H42ZM62 253H64V252H62ZM62 253H61V254H62ZM83 253H84V252H83ZM120 253H121V252H120ZM213 253H214V251L212 252V254H213ZM260 253H262V252H260ZM46 254H47V253H46ZM57 254H59V253L57 252ZM70 254H71V253H70ZM92 254H93V253H92ZM233 254H235V253H233ZM3 255L5 256V254H3ZM40 255H41V254H40ZM43 255H44V254H42V256H43ZM51 255H52V252H51ZM51 255H50V257H51ZM59 255H60V254H59ZM65 255H68V253H66ZM71 255H72V254H71ZM77 255H78V253H77ZM106 255H107V253H106ZM6 256H7V255H6ZM44 256H47V255H44ZM44 256H43V258H45ZM53 256H54V254H53ZM68 256H70V255H68ZM111 256H112V255H111ZM114 256H115V255H114ZM47 257H48V256H47ZM56 257H57V256H56ZM59 257H60V256H59ZM59 257H58V258H59ZM66 257H67V256H66ZM66 257H65V258H66ZM78 257H80V255H79ZM85 257H86V256H85ZM106 257H108V256H106ZM109 257H110V256H109ZM109 257H108V258H109ZM195 257H196V256H195ZM216 257H217V256H216ZM216 257H215V258H216ZM231 257H232V256H231ZM5 258H6V257H5ZM7 258H9V257L7 256ZM70 258H72V256H70ZM86 258H87V257H86ZM9 259H10V258H9ZM50 259L52 260V257H51ZM72 259H73V258H72ZM76 259H77V257H76ZM74 260H75V257H74ZM197 260H198V259H197ZM232 260H233V259H231V263L233 262ZM7 261H8V259H7ZM10 261H11V260H10ZM42 261H43V259H42ZM42 261H41V262H42ZM54 261H55V260H54ZM54 261H53V262H54ZM71 261L73 262V260H71ZM79 261H80V260H78V262H79ZM87 261H88V260H87ZM105 261H106V260H105ZM187 261H188V260H187ZM3 262H4V261H3ZM68 262H69V261H68ZM72 262H71V264H72ZM76 262H77V261H76ZM84 262H85V260H84ZM84 262H83V264H84ZM97 262H98V261H97ZM56 263H57V262H56ZM63 263H64V262H63ZM74 263H75V262H74ZM74 263H73V264H74ZM81 263H82V262L80 261L78 264H81ZM233 263H234V262H233ZM4 264H5V263H4ZM50 264H51V262H50ZM54 264H55V263H54ZM66 264H67V263H66ZM108 264H109V263H108ZM193 264H194V263H193ZM237 264H238V262H237Z\"/></svg>",
  "mask_w": 264,
  "mask_h": 264
}]
</instances>
